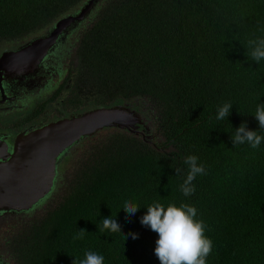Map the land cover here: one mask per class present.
I'll use <instances>...</instances> for the list:
<instances>
[{
  "label": "trees",
  "instance_id": "obj_1",
  "mask_svg": "<svg viewBox=\"0 0 264 264\" xmlns=\"http://www.w3.org/2000/svg\"><path fill=\"white\" fill-rule=\"evenodd\" d=\"M80 1L0 0V39L38 32ZM84 21L54 93L67 103L56 109L63 115L123 100L140 110L146 99L161 138L112 133L61 199L22 225L19 255L27 264H78L92 251L104 264H160L157 234L140 218L157 202L187 203L213 244L206 264H264V141L252 149L231 139L241 123L264 135L254 116L264 104V60L246 57L248 40L264 38V0H101ZM224 103L230 114L217 120ZM189 155L206 174L185 197ZM126 201L140 205L134 215L123 210ZM109 216L121 232L100 231Z\"/></svg>",
  "mask_w": 264,
  "mask_h": 264
},
{
  "label": "water",
  "instance_id": "obj_2",
  "mask_svg": "<svg viewBox=\"0 0 264 264\" xmlns=\"http://www.w3.org/2000/svg\"><path fill=\"white\" fill-rule=\"evenodd\" d=\"M99 1H80L46 26L44 34L29 38L15 50L2 51L0 74L8 68L13 73L15 68L22 67L30 71L55 48L59 39L81 27L80 23ZM137 120V112L126 103L97 105L23 129L14 135L11 148L0 137V211L27 210L49 197L59 181L56 172L59 159L79 139L104 126L137 132L134 127Z\"/></svg>",
  "mask_w": 264,
  "mask_h": 264
},
{
  "label": "clouds",
  "instance_id": "obj_3",
  "mask_svg": "<svg viewBox=\"0 0 264 264\" xmlns=\"http://www.w3.org/2000/svg\"><path fill=\"white\" fill-rule=\"evenodd\" d=\"M248 47L250 53L246 55L247 58L250 56V59L256 61L257 64L261 60H264V38L256 37L249 39ZM117 103L129 104L128 101L123 100ZM128 106L134 109L137 114H142V109L138 110L130 105ZM231 107V103H224L220 106L217 110L216 119L224 120L227 118ZM254 116L258 121V128L264 129V104L257 106ZM139 121L140 117L139 120L134 122V127L137 131H139L137 126L141 124ZM123 130L128 131L124 128ZM128 132L137 135L135 131ZM144 133L145 135L141 139L154 143L152 139L155 140V136L149 134L147 131ZM231 139L233 146L247 143L252 149H258L262 141H264V135L258 134L256 130L248 129L244 123H241L236 128L235 134L231 136ZM184 163L188 166V171L183 183L180 185V190L185 197H188L195 192L193 181L198 175L206 174V169L202 164L198 163V158L195 155L187 156ZM175 172L177 175H180L182 169L175 168ZM57 183L59 184V181ZM139 207L140 205L138 204L126 201L123 210L128 216H131L138 211ZM196 217L197 209L187 203H181L179 206L175 204L164 206L157 202L147 206V211L140 218V223L149 227L157 234L154 253L160 264H206L207 257L212 252L213 244L211 239L205 235V223L202 220L196 219ZM105 229L111 233H117L121 232V225L115 218L109 216L103 218L100 231L103 233ZM85 232L86 230L81 228L78 230L75 238L82 239ZM130 235L133 239L138 238L136 233H130ZM73 264H76L75 260H73ZM78 264H104V257L101 254L88 251Z\"/></svg>",
  "mask_w": 264,
  "mask_h": 264
},
{
  "label": "flooded vegetation",
  "instance_id": "obj_4",
  "mask_svg": "<svg viewBox=\"0 0 264 264\" xmlns=\"http://www.w3.org/2000/svg\"><path fill=\"white\" fill-rule=\"evenodd\" d=\"M22 40H24V38L16 41L0 39V41H4L0 42V53L4 50L8 51L17 49L19 46H21ZM57 45L60 44L57 43L54 47L56 48ZM54 49L49 53H46L42 59L39 60L37 65L30 71L24 70L28 67H22L18 69L15 68V73H13L10 68L5 69L9 72L7 74V71L1 70L3 72L0 74V137L3 138V141L9 148H11L14 135L17 132L23 129L29 130L45 122L54 120L58 118L57 115H60L59 112L54 113L51 111L53 107L56 108L60 104L58 98L56 97L57 95L54 94L57 91L56 89H58V85L51 88V91L48 92V84L45 80L47 77L49 78L50 75H54V73L59 74L62 72L61 66L58 62H54V65L48 63V60L50 59ZM40 78L44 79L41 85L34 91L26 94L28 90H33V88L30 87H36L34 85H38V80ZM47 92L48 94L45 97L46 99L42 98L43 93ZM37 98H40L38 99V103H34V100ZM63 98L65 99V96ZM28 99H32L31 102H27ZM23 100H25V102ZM22 106H26V108L22 112L18 111L22 108ZM80 111H75L73 113ZM73 113L67 112L59 117L68 116ZM105 127L113 126H104L103 128ZM137 127L141 128L142 126L139 124ZM143 135H145L144 132ZM72 147L73 146H71V148ZM71 148L66 151L63 159L57 163V175H63V173H60V171L63 168L62 165L65 162L66 157L73 150ZM53 193L54 192H52L51 195ZM52 196L44 197L43 199L39 200L35 206L27 210H7L5 212L0 211V218L3 217V220H0V264H27L26 260L22 258L18 252L17 242L19 241V238L17 237L21 232L24 231V229L23 231L22 229L19 230L20 227L22 228V224L20 222L26 219L27 220L24 222L29 221L30 218L33 217L31 216L32 211H43L48 205L50 197L52 198ZM24 215L26 216L23 217Z\"/></svg>",
  "mask_w": 264,
  "mask_h": 264
},
{
  "label": "rangeland",
  "instance_id": "obj_5",
  "mask_svg": "<svg viewBox=\"0 0 264 264\" xmlns=\"http://www.w3.org/2000/svg\"><path fill=\"white\" fill-rule=\"evenodd\" d=\"M84 20H85V18L83 19V21ZM46 28L47 27H44L41 30H39L38 32H35L29 36H26L24 38V40H22V44L25 43L26 40H28L29 38H32L33 36L44 34ZM77 31H78V28L76 27L72 31H70L67 35H65L64 37L59 39L58 43L60 45H57V47L54 49L52 55L50 56V59L48 60V63L51 65H54V62H58L61 66V71H62L59 74L54 73V75H50L49 78L47 77L45 79L47 84H48V92L51 91V88L56 87V85H58V83L62 80L63 75L65 74L66 66L69 64V61H70L71 57L73 56L74 48H76V46L78 44V40H79L78 38H79L80 34L76 35ZM79 33H80V31H79ZM67 45H70L69 48H71V50L70 49L67 50ZM43 80L44 79L40 78L38 80V85H34L36 87H30V88H33V90H28L26 92V94L34 91L37 87H39ZM48 92L43 93L42 98H45L47 96ZM38 99H40V98H37L35 100L33 99L34 103L35 102L38 103ZM31 100L32 99H28L27 102H31ZM23 101L25 102V100H23ZM65 102L66 101H63L62 103H65ZM62 103H60V104H62ZM52 104H53V102H52ZM138 104L140 107H142V108H140V109H142V114H138V116L140 117L139 122L141 123L142 128H139V131L136 132L137 136H139L141 138L143 136V132L147 131L149 134L155 136V139L158 140L159 138H161V135H159V131H158V128L156 125V123H157L156 117H158V116H156L157 112L152 107L153 103L151 101H146V99H145L144 102H142V103L138 102ZM66 106L71 107L72 104L66 105ZM25 108H26V106H22V108L19 109L18 111L22 112ZM51 111L54 113L58 112V110L54 107ZM59 116H61V113H60V115H57V117H59ZM117 129L123 130L122 128H118V127L102 128V129L94 132L91 135H87L86 137L79 139L76 143H74L72 145L73 146L72 148L70 147L73 150L66 157L65 162L62 165L63 168L61 170L62 172L60 171V173H63V175H60V177H59V184L56 187V189L54 190V193L52 194L53 199H51V197H50L51 201L49 202L47 207L50 205L51 206L48 208L46 207L47 210L49 208L53 207V204L55 202H58L59 199H61V195L63 194V192L65 193V190L67 187L66 185H68V184L71 185L74 178L77 175H80L82 167L84 166L86 168L90 163H93L94 159L97 158V156L99 154L100 148H102L103 145H105L109 142L110 135L114 132H117ZM142 129H144V130H142ZM62 159H63V156H61V158L59 160L61 161ZM46 208L43 211L41 210L39 212L32 211L31 216H33V217L30 218V220H29L30 223L39 220L46 213V211H47ZM2 216H5V215H2ZM25 216L26 215H24L23 217H25ZM0 220H3V217H1ZM26 220H24V221H26ZM24 221H21L20 223L23 225L25 223ZM30 223H28V224H30ZM20 229H21V227L19 228V230ZM3 231H4V229H3Z\"/></svg>",
  "mask_w": 264,
  "mask_h": 264
}]
</instances>
